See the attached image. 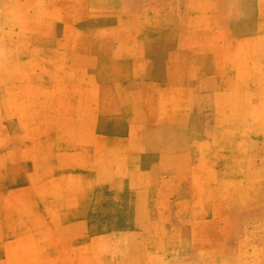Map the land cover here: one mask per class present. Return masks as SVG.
Wrapping results in <instances>:
<instances>
[{
    "label": "crops",
    "instance_id": "obj_1",
    "mask_svg": "<svg viewBox=\"0 0 264 264\" xmlns=\"http://www.w3.org/2000/svg\"><path fill=\"white\" fill-rule=\"evenodd\" d=\"M11 1L21 23L0 29V264H166L168 244L182 260V243L216 225L214 197L196 221L192 165L208 188L224 179L225 159L200 150L231 131L215 118L229 108L188 90L203 81L184 79L177 44L168 58L161 42L158 58L152 41L136 49L134 29L115 22L143 13ZM192 96L208 106L190 108ZM230 206L217 227L247 212Z\"/></svg>",
    "mask_w": 264,
    "mask_h": 264
},
{
    "label": "rangeland",
    "instance_id": "obj_2",
    "mask_svg": "<svg viewBox=\"0 0 264 264\" xmlns=\"http://www.w3.org/2000/svg\"><path fill=\"white\" fill-rule=\"evenodd\" d=\"M14 4L0 0V29L21 23L11 18L17 10ZM88 6L92 9L93 5ZM94 6L102 9L104 15L113 7L120 15L129 12L147 16L115 22L120 29H134L136 49L142 47L145 52L147 45H151L147 41H152L159 47L158 58L163 57L161 42L172 50L167 52L168 58L170 54L174 56L177 44L184 79L193 74L200 75L203 81L190 85L188 90L195 95L215 94L216 107L230 110L229 117L215 118L220 122L225 119L231 131L217 133L214 147L200 150L204 158L213 154L215 161L218 157L225 159V167H219L225 173L224 179L215 182L214 190L209 189V181L202 179L201 165H192L197 168L193 169L195 175L201 178L191 181L197 192L196 221H207L206 216L212 214L204 212L207 200L214 197L216 225L200 226L194 243L184 241L181 248L177 246L178 251L182 250V260L169 257L176 248L168 244L166 264H264V0H99ZM212 76L221 78L224 84L207 81ZM198 106L207 107V101L195 96L189 107ZM240 203L247 204L242 220L231 219L227 227H217L221 226L218 223L224 208ZM191 252L196 259L187 258ZM146 264L164 261L151 258Z\"/></svg>",
    "mask_w": 264,
    "mask_h": 264
}]
</instances>
